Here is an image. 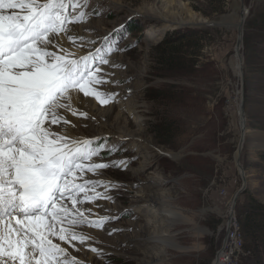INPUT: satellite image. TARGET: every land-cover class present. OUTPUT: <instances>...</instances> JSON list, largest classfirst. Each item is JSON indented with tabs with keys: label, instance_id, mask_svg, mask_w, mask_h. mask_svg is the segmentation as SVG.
Listing matches in <instances>:
<instances>
[{
	"label": "rangeland",
	"instance_id": "obj_1",
	"mask_svg": "<svg viewBox=\"0 0 264 264\" xmlns=\"http://www.w3.org/2000/svg\"><path fill=\"white\" fill-rule=\"evenodd\" d=\"M116 1L118 4L66 0L73 20L70 27L74 23L99 27L87 44L78 45L82 50L79 57L99 49L97 64L100 56L108 60L109 66L114 59L111 69L116 73L111 76H125L110 79L107 65L100 73L107 83L96 85L106 93L123 91L120 101L124 106L115 102L116 97L105 105L89 98L100 111L111 108L107 118L102 116L103 121L133 131L143 129L157 149L146 164L141 145L130 146L125 137L104 133L93 144L108 146L97 156L109 165L100 175L118 183L108 190L104 184H97V188L107 197L103 205L108 202L113 212L111 216L101 215L108 217L102 228L75 227L82 233L109 238L116 234L121 246L125 245L122 238L131 236L133 243L101 251V255L91 258V264L151 261L149 256L143 257L138 237L152 235L156 229L144 227L146 206H142L143 201L134 202L137 191L147 186H151L152 194L168 196L170 217L175 222L172 231L181 246L178 249L162 244L160 249L166 257L163 264H213L226 237L231 213L239 221L244 242L239 264H264V253L255 254L241 227V208L249 202L255 204L253 199L264 204V147L256 148L252 139L264 133V0ZM243 8L249 13L244 22L242 59L237 53V28L209 23H235ZM80 12H85V17L75 22ZM165 15L180 25L151 41L149 32L155 27L156 17ZM239 63L242 68L237 71ZM129 102L138 103L139 108L129 110L125 107ZM240 104L252 135L238 159L247 181L236 160L242 134ZM90 133H85L87 139L93 138ZM161 140L170 142V146ZM144 165L142 172H136ZM243 187V193L234 201ZM82 201L103 202L84 200V196Z\"/></svg>",
	"mask_w": 264,
	"mask_h": 264
},
{
	"label": "snow or ice",
	"instance_id": "obj_2",
	"mask_svg": "<svg viewBox=\"0 0 264 264\" xmlns=\"http://www.w3.org/2000/svg\"><path fill=\"white\" fill-rule=\"evenodd\" d=\"M68 10L66 0H0V264H71L53 238L83 244L89 237L64 225L102 228L108 219H89L76 207L81 193L88 201L104 196L95 188L102 181H76L109 166L92 162L108 146L93 147L98 137L71 140L52 128L68 123L59 109L76 114L72 93L101 105L115 99L96 87L107 83L97 66L99 49L73 58L58 43L73 22ZM84 17L80 12L74 20ZM99 63L108 60L100 56Z\"/></svg>",
	"mask_w": 264,
	"mask_h": 264
},
{
	"label": "bare ground",
	"instance_id": "obj_3",
	"mask_svg": "<svg viewBox=\"0 0 264 264\" xmlns=\"http://www.w3.org/2000/svg\"><path fill=\"white\" fill-rule=\"evenodd\" d=\"M98 3L104 4V2H110L114 4H118L116 0H95ZM41 2H44V0H41ZM245 8H243L244 10ZM247 17V10L245 9L242 13V16L240 19L235 23H228V22H222L220 20L213 21L210 23L218 24L220 26H234L237 28L239 33V43L237 48L238 55L241 56V50L243 47V34H244V22ZM155 27L149 32V39L151 41H157L159 40L165 32L171 28L175 27L176 25H180L177 21L172 19L171 17L165 15V16H159L156 17ZM205 23V22H204ZM97 25L81 23L76 25L74 23L70 27V23L68 24V31L67 33H61L60 39L58 40V43L66 49L68 52L74 53V58L79 57V54H81V49L78 47V45L87 44L86 41H89L92 37L96 35V33L99 30V27L97 29ZM69 36L73 38H77V42L74 43L73 40H69ZM79 37H83L82 40L78 39ZM51 50L58 51V49L54 47H50ZM75 51L77 53H75ZM115 56V55H114ZM113 57V56H111ZM115 58V57H114ZM243 59V58H242ZM115 63V60L112 59L111 65L108 64H100L98 63L97 66L101 68V70H104V67L107 66L106 71L110 73V75L107 77H110V79L114 80H120L123 77L116 76L112 77L111 74L116 73L114 70L111 69ZM242 68V64L239 63L237 67V71H239ZM124 74V72H123ZM117 88V87H116ZM115 88V89H116ZM116 97V103H118L119 106L122 105L120 98L123 94V91L116 89L113 90ZM72 101H71V107L76 110V113L79 114L80 112H86L87 116L85 119L82 118V116L79 114L78 116H75L72 114L71 111L67 109H59L58 112L60 115H62L69 125L66 124H59L52 126L53 131L59 132L61 135L68 136L71 140H82L87 139L85 136V133H88V131L92 132L90 135L93 138H100V136L104 133L106 134H114L115 136L125 137V139L129 140L130 146L135 145H141L142 153H144V157L146 158L147 163L149 164L150 160L154 157L153 152L156 155V152L154 151L155 145L153 142H151L149 139L145 136V131L143 129L140 130H131L129 127L126 126L124 128L118 127L116 124H110L109 122L103 121V117H108L109 111H100L99 106L96 102H94L89 97H85L83 93H72ZM114 104V103H113ZM126 108H129V110H136L138 109V103L133 104L129 102L128 105L125 106ZM120 113V112H119ZM111 114V113H110ZM238 115L240 118V128H241V140L239 144V148L236 152V160L237 164L240 170V173L245 181H247L246 174L243 171L241 165L239 164V157L241 154V151L243 147L245 146L246 142L250 140L251 132L248 128L246 116L243 111L242 105H238ZM121 116V115H120ZM92 139V138H91ZM255 143L254 146L256 148H262L264 147V133H257L254 135ZM249 143V142H248ZM95 144V143H94ZM93 163H104L103 159L98 158L97 156L93 157L92 159ZM146 165L141 166L139 170L136 172H142ZM104 169V168H103ZM103 169H98L97 174L95 176H92V172H85L83 174V179H78L77 183H83L85 180L87 181H102L103 183H100V185H103V187H106L108 189L114 188L116 185L112 179L103 177L100 175ZM79 175V174H78ZM101 176V177H100ZM98 185H95L96 191L101 192L104 194L103 190H99L97 188ZM244 186V185H243ZM91 185L86 188V191H88V194H93L91 192ZM105 189V188H104ZM151 186H147L144 189H140L137 191L138 194H136L134 197V202H142V206H146L143 210L144 214V227L148 230L149 228L156 229L154 234L152 235H146V236H139L140 245L142 246V255L146 259L147 256L151 259V261H145L143 260L144 264H163L166 261V257L164 256L165 251L163 249H160L163 244L164 245H171L178 249L181 248V246L178 245L174 238V233L172 231V227L174 226V221L171 219V205L168 196L165 195V193L161 194H152ZM108 194V193H107ZM84 194L81 193L78 196L79 200H83ZM109 196V195H108ZM154 196V197H152ZM106 195L101 196L98 198V200L103 201L105 199ZM64 203L67 204L68 207H72L70 201H65ZM89 203V202H88ZM103 202H94L89 204H77L76 207L79 208L81 211L84 212V214L89 219H99L101 218V215L104 216H111L113 210L111 209V205L107 202V205L104 206ZM234 204V203H233ZM108 209H111V211H108ZM90 210V211H89ZM65 227H70L74 229V231L84 234L89 237L83 244H81L79 241H73L72 244H69L67 242L60 241L57 238H53L54 243H59L61 247L65 248L67 250V254L64 257V259H67L71 262V264H91L92 263V257L95 255H101V251H109L112 249L113 246H117V248H123L130 246L133 243V239L131 236L129 237H123L122 240L125 242L124 246L120 245L119 238H117V235L114 234L112 237L101 236L99 234H96L94 232H90L89 234L82 233L80 231H77L76 225L70 226L65 224ZM13 227H19V225H16L13 221ZM151 230V229H150ZM94 231V230H90ZM154 231V230H153ZM149 233V232H148ZM117 238V239H116ZM160 245H159V244ZM92 249H96V251H93ZM159 249V251H158ZM146 256V257H145ZM74 257H78L76 260Z\"/></svg>",
	"mask_w": 264,
	"mask_h": 264
},
{
	"label": "trees",
	"instance_id": "obj_4",
	"mask_svg": "<svg viewBox=\"0 0 264 264\" xmlns=\"http://www.w3.org/2000/svg\"><path fill=\"white\" fill-rule=\"evenodd\" d=\"M161 143L170 146L168 141L161 140ZM253 200L255 204L250 205L249 202L241 208V227L246 241L249 240L251 243L249 246L259 255L264 253V204L256 199ZM258 260L261 262L260 257Z\"/></svg>",
	"mask_w": 264,
	"mask_h": 264
},
{
	"label": "built area",
	"instance_id": "obj_5",
	"mask_svg": "<svg viewBox=\"0 0 264 264\" xmlns=\"http://www.w3.org/2000/svg\"><path fill=\"white\" fill-rule=\"evenodd\" d=\"M243 243L239 221L234 213H231L227 223L226 237L216 253L213 264H239Z\"/></svg>",
	"mask_w": 264,
	"mask_h": 264
},
{
	"label": "water",
	"instance_id": "obj_6",
	"mask_svg": "<svg viewBox=\"0 0 264 264\" xmlns=\"http://www.w3.org/2000/svg\"><path fill=\"white\" fill-rule=\"evenodd\" d=\"M248 13L249 12H247V16H248ZM246 20V19H245ZM209 25H218V24H214V23H209ZM246 187V186H245ZM245 187H243L242 189H240L238 192H237V194H236V196H235V198H234V201L243 193V191H244V189H245Z\"/></svg>",
	"mask_w": 264,
	"mask_h": 264
}]
</instances>
